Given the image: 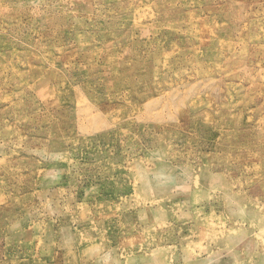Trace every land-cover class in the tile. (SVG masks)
Returning <instances> with one entry per match:
<instances>
[{
  "label": "rangeland",
  "instance_id": "obj_1",
  "mask_svg": "<svg viewBox=\"0 0 264 264\" xmlns=\"http://www.w3.org/2000/svg\"><path fill=\"white\" fill-rule=\"evenodd\" d=\"M0 264H264V0H0Z\"/></svg>",
  "mask_w": 264,
  "mask_h": 264
}]
</instances>
